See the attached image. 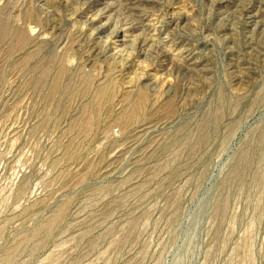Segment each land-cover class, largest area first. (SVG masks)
Returning a JSON list of instances; mask_svg holds the SVG:
<instances>
[{
	"label": "rangeland",
	"instance_id": "obj_1",
	"mask_svg": "<svg viewBox=\"0 0 264 264\" xmlns=\"http://www.w3.org/2000/svg\"><path fill=\"white\" fill-rule=\"evenodd\" d=\"M0 264H264V0H0Z\"/></svg>",
	"mask_w": 264,
	"mask_h": 264
}]
</instances>
